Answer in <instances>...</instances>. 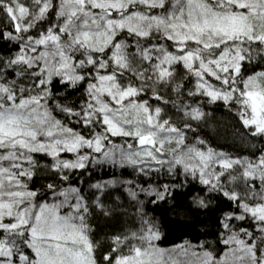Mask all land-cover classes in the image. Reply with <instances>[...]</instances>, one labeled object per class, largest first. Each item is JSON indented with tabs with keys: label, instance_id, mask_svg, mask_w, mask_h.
<instances>
[{
	"label": "snow or ice",
	"instance_id": "1",
	"mask_svg": "<svg viewBox=\"0 0 264 264\" xmlns=\"http://www.w3.org/2000/svg\"><path fill=\"white\" fill-rule=\"evenodd\" d=\"M0 264H264V0H0Z\"/></svg>",
	"mask_w": 264,
	"mask_h": 264
},
{
	"label": "trees",
	"instance_id": "2",
	"mask_svg": "<svg viewBox=\"0 0 264 264\" xmlns=\"http://www.w3.org/2000/svg\"><path fill=\"white\" fill-rule=\"evenodd\" d=\"M216 115H217V117L223 116V119H224L225 123L227 122L228 117L224 113V110L223 109H219L217 111ZM218 131H219L220 137H228V134L230 132V129L227 128V127H225L224 125H221L219 127ZM219 142L223 144V143L226 142V140L225 139H221ZM169 239H170V241L178 242V237L173 236V237H170ZM164 246H168V243L166 242V244Z\"/></svg>",
	"mask_w": 264,
	"mask_h": 264
}]
</instances>
